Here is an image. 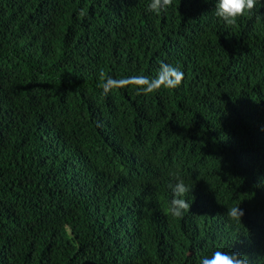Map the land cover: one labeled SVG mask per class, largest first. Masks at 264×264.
Returning <instances> with one entry per match:
<instances>
[{
    "label": "trees",
    "instance_id": "16d2710c",
    "mask_svg": "<svg viewBox=\"0 0 264 264\" xmlns=\"http://www.w3.org/2000/svg\"><path fill=\"white\" fill-rule=\"evenodd\" d=\"M150 3L0 0V264H264V0ZM162 62L179 87L104 93Z\"/></svg>",
    "mask_w": 264,
    "mask_h": 264
},
{
    "label": "clouds",
    "instance_id": "9594fccd",
    "mask_svg": "<svg viewBox=\"0 0 264 264\" xmlns=\"http://www.w3.org/2000/svg\"><path fill=\"white\" fill-rule=\"evenodd\" d=\"M172 5V0H151L149 10L159 14L166 11ZM256 5V0H216L215 15L228 25H234L237 18L244 15L246 11L252 10ZM184 74L178 68L171 64L161 63L160 69L155 77L148 76H132L123 77L119 80L113 77H105L102 85L103 91L107 94L112 88L125 87L135 84L137 91L147 95L161 88L174 89L179 87L183 81ZM174 175V174H173ZM176 183L172 187V199L170 201V213L175 217H182L185 211H188L191 205L184 198L185 195L192 190L186 185L183 179L175 176ZM228 216L236 221H241L244 215L243 210L239 207L228 209ZM200 264H249V259L245 255L237 252H224L217 250L211 256H204L200 260Z\"/></svg>",
    "mask_w": 264,
    "mask_h": 264
},
{
    "label": "bare ground",
    "instance_id": "6f19581e",
    "mask_svg": "<svg viewBox=\"0 0 264 264\" xmlns=\"http://www.w3.org/2000/svg\"><path fill=\"white\" fill-rule=\"evenodd\" d=\"M166 176V175H165Z\"/></svg>",
    "mask_w": 264,
    "mask_h": 264
}]
</instances>
